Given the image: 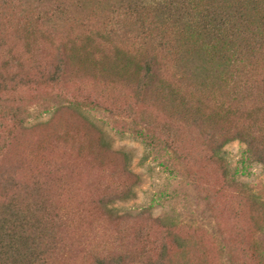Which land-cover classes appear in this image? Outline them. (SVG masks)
Segmentation results:
<instances>
[{
    "label": "trees",
    "instance_id": "16d2710c",
    "mask_svg": "<svg viewBox=\"0 0 264 264\" xmlns=\"http://www.w3.org/2000/svg\"><path fill=\"white\" fill-rule=\"evenodd\" d=\"M0 53V103L8 111L0 108V264H71L75 257L80 264H187L184 237H166L182 222L181 213L153 214V202L178 199L176 187L164 186L122 214L115 207L134 199L140 182L127 156L112 183L109 176L103 179L96 200L103 216L116 220L111 238L97 235V225L79 229V209L73 214L65 205L72 197L71 183L64 190L66 173H54L61 182L55 196L49 172L25 179L11 159L21 131L57 109L24 108L19 92L64 84L76 60L88 58L92 83L98 80L101 90L85 88L64 104L91 126L97 127L95 118H118L120 131L140 139L180 185L196 180L186 167L200 153L220 169L224 189L256 208L264 204L231 175L224 150L238 140L243 165H264V0H0ZM103 141L100 132L101 149ZM173 153L177 161L171 163ZM140 215L157 228L161 245L154 244L155 234L145 239L146 223L128 222ZM110 221L99 225L102 232ZM256 234L247 245L233 233L237 255L221 246L225 257L219 264H264V228ZM171 247L180 262L172 259Z\"/></svg>",
    "mask_w": 264,
    "mask_h": 264
},
{
    "label": "rangeland",
    "instance_id": "374dc122",
    "mask_svg": "<svg viewBox=\"0 0 264 264\" xmlns=\"http://www.w3.org/2000/svg\"><path fill=\"white\" fill-rule=\"evenodd\" d=\"M1 57L2 53L0 59ZM75 62L76 64L70 66L71 74L64 84L56 87L33 85L19 92L22 98L20 105L24 108L42 110L57 105L52 117L47 115L42 119L43 121L33 122L21 131L18 141L14 143L11 159L18 161L20 174L25 179H30L32 175L49 172L48 189L56 196L61 182L54 173L57 169L66 173L62 182L65 183L64 190H69L67 184L71 183L72 197L66 199L65 205L73 214H75L74 209H79L74 215L77 219L80 218L79 229L82 225L83 229L87 230L97 225V235L100 232L106 233L107 237L111 238L116 230V220L114 221L113 216L106 214L103 216L96 205V200L101 193L103 179L109 176L112 183L113 176L122 173L125 155L129 159L130 169L140 177V182L136 187L135 198L119 201L115 203V207L119 208L122 214L121 211L125 207L148 202L164 186L167 191L176 187L178 199L171 203L164 198L160 200L161 204L159 201L153 202V214L159 216L164 211L171 212L172 209L181 213L182 222L173 233L167 232L166 237L169 239L174 234L184 237L186 243L184 260L187 264H219L225 257L221 246H230L228 248L237 255L238 246L231 236L235 232L240 234L243 243L252 244L254 238L256 239L257 228H264V204L256 208L237 195L236 191L224 189L217 165L204 161L202 154L193 153L195 162L192 167H186V175L192 174L196 180L188 185H180L178 179L169 177L159 160H155L150 155L140 139L120 131L122 122L118 121V118H102V120L95 118L97 127H93L81 112L64 104V98H68L71 94H81L85 88L90 87L95 94L100 92L99 89L101 90L98 80L92 83L88 58ZM85 83H87L86 87ZM3 104L6 103H0L1 109L4 107ZM4 109L1 110L2 113H8ZM0 121L5 123L4 120L0 119ZM100 132L104 135L103 143L106 146L102 149L98 145ZM188 146L190 144L185 143L182 150L185 151ZM107 147H110L114 153L106 150L109 149ZM243 149L244 144L238 140H232L224 146L231 175L238 181L246 183L264 201V165L260 163L243 165L241 162ZM171 156L174 159L169 157L171 163L177 161L174 153ZM163 160L165 161L166 158ZM126 178L127 181L131 180L130 175ZM119 183H123V177L119 179ZM216 190L220 194L213 196ZM210 196L211 198L208 199ZM108 218L111 221L106 232H102L99 225L106 223ZM128 222H134L135 225L146 223L145 239L148 233L155 234L154 244L161 245V235L157 228L148 227L149 221L146 215L136 217L135 221L129 219ZM221 233L229 237L222 239ZM71 238L75 239V234ZM170 255L177 263L181 261L180 254L174 247H171ZM77 259L79 258L75 257L70 263L80 264Z\"/></svg>",
    "mask_w": 264,
    "mask_h": 264
}]
</instances>
